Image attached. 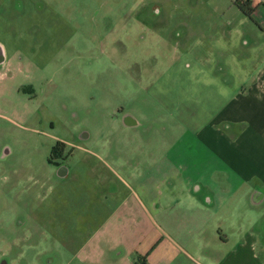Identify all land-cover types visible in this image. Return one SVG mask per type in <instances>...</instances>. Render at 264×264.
I'll use <instances>...</instances> for the list:
<instances>
[{
    "label": "rangeland",
    "instance_id": "374dc122",
    "mask_svg": "<svg viewBox=\"0 0 264 264\" xmlns=\"http://www.w3.org/2000/svg\"><path fill=\"white\" fill-rule=\"evenodd\" d=\"M243 1L0 0V264L155 255L138 256L158 236L145 209L204 172L202 131L264 68V0L253 18Z\"/></svg>",
    "mask_w": 264,
    "mask_h": 264
},
{
    "label": "crops",
    "instance_id": "0c3cea01",
    "mask_svg": "<svg viewBox=\"0 0 264 264\" xmlns=\"http://www.w3.org/2000/svg\"><path fill=\"white\" fill-rule=\"evenodd\" d=\"M1 54L6 60L3 46ZM251 83L234 99L230 113L223 111L202 131V141L215 157L204 172L197 179L186 172V192L177 197V180L170 178L164 189L173 192L167 194L165 190L161 205L145 209L153 228L158 229V236L146 243L150 246L138 255L144 256L154 247L155 257L148 252L147 264H174L181 258L189 260V264H264V68ZM222 121L243 126L228 136L218 130ZM165 159L174 166L181 163L170 153ZM211 166L213 173L208 174ZM223 177L224 186H217ZM250 182L254 186L246 191V183ZM234 197L235 201L229 203ZM167 242L178 250V256L166 254L170 256L166 262L165 254L160 257L157 252L166 251ZM118 256L121 258L104 264H124L122 253ZM126 260L135 264L128 257Z\"/></svg>",
    "mask_w": 264,
    "mask_h": 264
},
{
    "label": "flooded vegetation",
    "instance_id": "af4514ba",
    "mask_svg": "<svg viewBox=\"0 0 264 264\" xmlns=\"http://www.w3.org/2000/svg\"><path fill=\"white\" fill-rule=\"evenodd\" d=\"M242 3L243 4H241V5L245 6L247 2L243 1ZM250 7H252V5ZM0 63H3V62L0 60ZM118 112H120V111H118ZM123 121H124V124H125L126 127H128V126H131V127H135L136 126L137 127L138 126V122L136 120H134V118L130 114H125L124 118H123ZM58 147H59L60 150H62V152L61 151L59 152V150L58 151H54V149L58 148ZM66 149H67V145L65 143L58 142L56 144V146H54L52 151H51V156H50V160H49L50 164L56 163L57 160L58 161L64 160Z\"/></svg>",
    "mask_w": 264,
    "mask_h": 264
},
{
    "label": "trees",
    "instance_id": "16d2710c",
    "mask_svg": "<svg viewBox=\"0 0 264 264\" xmlns=\"http://www.w3.org/2000/svg\"><path fill=\"white\" fill-rule=\"evenodd\" d=\"M236 4H237V2H236ZM250 6H251V2L248 0V2L246 3L245 6L243 5V6L240 7V10H241L246 16H248V17H250V18H253V14H254L255 10H254V8H252V7H250ZM58 150H59V152H60V151L62 152V150H60L59 147L54 149V151H58ZM140 261H141V263H143V264H147V259H146V257H142Z\"/></svg>",
    "mask_w": 264,
    "mask_h": 264
},
{
    "label": "water",
    "instance_id": "95a60500",
    "mask_svg": "<svg viewBox=\"0 0 264 264\" xmlns=\"http://www.w3.org/2000/svg\"><path fill=\"white\" fill-rule=\"evenodd\" d=\"M2 45L0 44V47H1ZM4 54V53H3ZM0 60L3 62V63H0V66L1 65H3L4 64V62H5V58L4 57H2V54L0 55Z\"/></svg>",
    "mask_w": 264,
    "mask_h": 264
}]
</instances>
